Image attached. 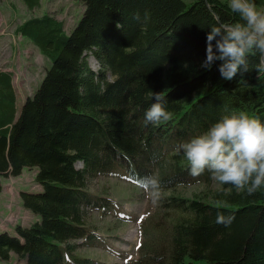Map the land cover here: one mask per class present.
Returning <instances> with one entry per match:
<instances>
[{"label": "trees", "instance_id": "16d2710c", "mask_svg": "<svg viewBox=\"0 0 264 264\" xmlns=\"http://www.w3.org/2000/svg\"><path fill=\"white\" fill-rule=\"evenodd\" d=\"M79 1L84 11L69 34L49 14L17 27L50 62L18 114L12 75L0 71V176L35 167L42 186L20 192L39 220L17 225L15 236L0 231L3 261L15 254L26 264H106L77 252L100 242L88 213L117 207L89 190V178L112 175L143 189L141 179L155 175L161 191L210 185L207 172L189 175L177 145L233 112L264 123V74L254 70L255 57L243 80H223L219 62L201 67L207 31L239 21L229 0ZM23 2L33 10L41 0ZM254 3L264 8V0ZM152 93H163L171 113L159 125L145 124ZM218 212L231 224H217ZM141 226L138 257L126 264H264V189L248 195L218 185L191 198L163 196Z\"/></svg>", "mask_w": 264, "mask_h": 264}, {"label": "rangeland", "instance_id": "374dc122", "mask_svg": "<svg viewBox=\"0 0 264 264\" xmlns=\"http://www.w3.org/2000/svg\"><path fill=\"white\" fill-rule=\"evenodd\" d=\"M184 1L189 3L191 0ZM260 9L264 11V8ZM83 11L84 5L79 0H41L40 5L33 10H29L23 0H0V71H8L12 75L17 114L25 99L39 87L46 69L50 67L49 60L39 48L28 38L17 34V27L27 19L49 14L62 21L64 30L69 34L82 17ZM88 62L95 72L99 71L100 65L93 56ZM76 167L83 169V163L77 162ZM37 172L35 167L24 168L17 177L0 176V231L15 236L17 225L30 226L39 220L38 215L23 207L20 198L21 191H42V186L35 180ZM88 187L95 194L114 199L117 207L107 215L97 210L88 213V220L95 225L100 242L77 252L106 264H126L137 258L141 243V223L156 210L160 199L153 203L143 189L112 175L91 177L88 179ZM216 188L218 184L215 182L210 185L178 187L171 191H161V197L175 194L191 198L196 193H211ZM0 264L26 263L12 254L9 260L0 259Z\"/></svg>", "mask_w": 264, "mask_h": 264}, {"label": "clouds", "instance_id": "9594fccd", "mask_svg": "<svg viewBox=\"0 0 264 264\" xmlns=\"http://www.w3.org/2000/svg\"><path fill=\"white\" fill-rule=\"evenodd\" d=\"M228 8L239 21L219 22L206 33V58L201 67L211 70L218 65L220 77L243 80L250 71V57L258 74H264V11L254 0H229ZM155 102L145 111V124L159 125L171 119L164 107L163 93H152ZM187 161L193 178L209 173L218 185L230 186L237 192L253 195L264 189V123L248 113L239 111L221 116L200 134L180 142L176 147ZM147 195L156 203L161 197L157 176L141 179ZM232 216L218 212L216 223L228 226Z\"/></svg>", "mask_w": 264, "mask_h": 264}]
</instances>
